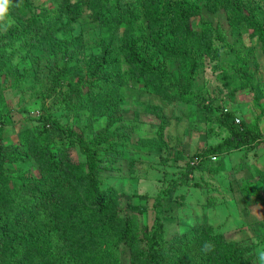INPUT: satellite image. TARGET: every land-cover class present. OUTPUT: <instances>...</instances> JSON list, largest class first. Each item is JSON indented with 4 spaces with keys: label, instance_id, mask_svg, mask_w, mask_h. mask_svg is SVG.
<instances>
[{
    "label": "rangeland",
    "instance_id": "1",
    "mask_svg": "<svg viewBox=\"0 0 264 264\" xmlns=\"http://www.w3.org/2000/svg\"><path fill=\"white\" fill-rule=\"evenodd\" d=\"M68 1L71 7L64 6V0H12L8 14L0 21V112L7 122L2 142L17 148L26 158L29 156L23 151L21 136L37 135L38 126L43 124L40 115L53 109L80 79L88 80L86 64L92 58H103V40L110 45V60L113 61L116 53L119 56L121 66L117 71L122 74L128 70L120 48L124 24H109L116 34L112 40L107 35V27L94 19L92 0ZM238 1L244 14L259 22L264 30V0ZM77 2L80 5L76 15L72 5ZM211 19L224 31L228 42L246 54L256 91L239 88L236 75L225 77V73L231 72L229 67L209 57L204 58L194 89L205 104L212 103L214 115L232 111L234 122H239L237 125L255 129L264 138V43L256 36L248 37L251 28L239 42L237 36L230 34L224 11H218ZM192 22L195 27L197 20ZM40 28L48 30L42 32ZM144 46L156 50L153 41L148 40ZM222 60H232V57H222ZM167 68L178 73L172 61ZM86 91L84 86L82 92ZM118 93L114 97L119 99L121 114L126 116L110 127L116 152L111 154L113 160L108 161L109 167L100 180L105 198L117 203L119 215L124 217L133 215L132 206H142L143 211L134 213V220L149 228L154 219L152 204L156 198H162V211L167 215L163 223L166 240L173 243L179 237L188 236L193 227L207 225L216 234L247 244L252 250L248 252L252 264H258L255 250L264 244V144L251 143L221 157L210 156L209 166L188 175V185H176L187 164L196 162L194 154L224 140L230 135L228 128L193 104L162 100L138 86ZM148 105L156 110L140 115L144 123L131 121L132 112L142 111ZM49 115L60 125L79 131L85 139L92 138V131L104 128L109 119L104 116L92 119L89 124L86 109H79L74 116L66 107L54 109ZM142 138L155 140L160 148L141 146ZM74 146L68 149V159L78 164L85 162L78 144ZM1 172L6 182L0 181V187L7 188H23L25 181L37 182L41 176L33 159L21 162L5 154ZM75 190L84 197V186H77ZM88 205L89 210L80 214L83 221L96 215L98 210V206ZM18 219L27 223L25 219ZM30 229L34 231L32 226ZM119 252L120 264H131L127 246L120 245Z\"/></svg>",
    "mask_w": 264,
    "mask_h": 264
},
{
    "label": "trees",
    "instance_id": "2",
    "mask_svg": "<svg viewBox=\"0 0 264 264\" xmlns=\"http://www.w3.org/2000/svg\"><path fill=\"white\" fill-rule=\"evenodd\" d=\"M76 5L72 8L77 15L80 2ZM64 6L71 7L68 0H64ZM91 7L94 19L107 27V35L112 40L116 34L109 24H124L120 48L128 70L122 74L117 71L121 66L119 56L114 54L112 59L116 60L111 61L110 45L103 40V58H92L86 64L90 79L85 82L80 79L53 109L40 115L43 124L38 126L37 135L21 136L23 151L38 164L41 176L37 182L25 181L23 188L0 187V264H120V245L129 249L131 264H252L248 255L251 248L247 244L216 234L207 225L193 227L188 236L179 237L173 243L166 240L163 223L167 215L162 211V198H156L152 204L154 219L150 228L134 220V213L143 211L142 206H132L131 216H120L117 203L110 202L100 190V180L109 167L108 161L113 160L111 154L116 152L110 127L126 116L121 114L120 101L114 96L125 88L138 86L162 100L193 104L228 128L230 135L224 140L194 154L196 162L187 164L176 185H188V175L209 166L210 156L221 157L251 143L264 144L258 131L234 122L232 111L214 115L212 103L205 104L194 89L204 58L209 57L229 67L231 72L225 73V77L236 75L239 88L256 91L246 54L228 42L224 31L213 23L212 15L224 11L230 34L237 36L239 42L251 28L248 37L256 36L264 43L263 27L244 14L238 0H92ZM193 19L197 20L195 27ZM47 30L40 28L42 32ZM11 39L15 38L11 36ZM148 40L153 41L155 51L145 48ZM229 56L232 60H222ZM169 61L176 64L177 74L167 68ZM84 86L86 94L82 92ZM60 107H66L74 116L79 109H86L89 124L92 119L104 116L109 119L104 128L92 131V138L85 139L79 131L60 125L50 117L49 113ZM155 110L150 105L142 111L135 110L131 121L144 123L140 115ZM6 123L0 112V181L4 183L3 154L11 160L25 162L27 159L17 148L2 142ZM139 141L141 146L160 148L153 139ZM75 144L85 155L83 163L68 159V149ZM77 186H84L83 198L76 192ZM88 204L98 206V210L96 215L83 221L80 214L89 210ZM262 231L264 237V228ZM204 242L214 246L212 251L202 250Z\"/></svg>",
    "mask_w": 264,
    "mask_h": 264
},
{
    "label": "clouds",
    "instance_id": "3",
    "mask_svg": "<svg viewBox=\"0 0 264 264\" xmlns=\"http://www.w3.org/2000/svg\"><path fill=\"white\" fill-rule=\"evenodd\" d=\"M10 3L11 0H0V21L4 20V18L8 14ZM213 247L214 246L209 242H204L202 244V250L206 253L212 251ZM255 254L258 264H264V244H260L256 248Z\"/></svg>",
    "mask_w": 264,
    "mask_h": 264
},
{
    "label": "built area",
    "instance_id": "4",
    "mask_svg": "<svg viewBox=\"0 0 264 264\" xmlns=\"http://www.w3.org/2000/svg\"><path fill=\"white\" fill-rule=\"evenodd\" d=\"M236 122H238V120H236Z\"/></svg>",
    "mask_w": 264,
    "mask_h": 264
}]
</instances>
